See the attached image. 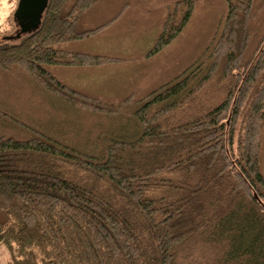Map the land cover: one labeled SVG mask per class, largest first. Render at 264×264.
Wrapping results in <instances>:
<instances>
[{
  "label": "trees",
  "instance_id": "trees-1",
  "mask_svg": "<svg viewBox=\"0 0 264 264\" xmlns=\"http://www.w3.org/2000/svg\"><path fill=\"white\" fill-rule=\"evenodd\" d=\"M99 1L47 0L36 28L0 43V75L21 72L62 106L25 108V95L19 113L0 104L7 264H264V0H222L224 19L193 62L119 101L50 70L125 61L65 48L126 8L80 28ZM195 6L170 4L146 57L179 36Z\"/></svg>",
  "mask_w": 264,
  "mask_h": 264
},
{
  "label": "rangeland",
  "instance_id": "rangeland-1",
  "mask_svg": "<svg viewBox=\"0 0 264 264\" xmlns=\"http://www.w3.org/2000/svg\"><path fill=\"white\" fill-rule=\"evenodd\" d=\"M17 0H0V43L3 35H12V13ZM175 0H101L82 16L80 28L94 27L112 17L126 3L122 15L108 28L87 39L66 44L65 48L90 51L125 58L124 64L101 73L105 83L102 88L112 91V99L119 101L128 89L138 88L135 96H141L167 82L191 62L210 43L224 19L226 6L222 0H196L193 14L179 36L165 49L152 57L145 54L152 46L167 15L168 7ZM11 26V27H10ZM7 31V32H6ZM18 39L6 41L13 44ZM25 95V108L36 103L45 109H56L47 98L36 93L32 83H24L22 73L12 70L0 75V104L13 108ZM30 98V102H28ZM30 103V104H28ZM78 115V114H77ZM85 114L80 113V117ZM79 117V116H78ZM9 131L12 130L8 129ZM21 136V135H20ZM261 169L264 174V136L261 154ZM9 253L0 246V264H7Z\"/></svg>",
  "mask_w": 264,
  "mask_h": 264
},
{
  "label": "crops",
  "instance_id": "crops-1",
  "mask_svg": "<svg viewBox=\"0 0 264 264\" xmlns=\"http://www.w3.org/2000/svg\"><path fill=\"white\" fill-rule=\"evenodd\" d=\"M122 62L89 67L55 65L50 67V70L65 85L80 91L83 94L98 98L112 99V91L102 88L105 83H103L104 78L101 76V73L107 69L119 68L121 64H124ZM137 91L138 88L132 90L128 89L123 98L130 94L135 95Z\"/></svg>",
  "mask_w": 264,
  "mask_h": 264
},
{
  "label": "flooded vegetation",
  "instance_id": "flooded-vegetation-1",
  "mask_svg": "<svg viewBox=\"0 0 264 264\" xmlns=\"http://www.w3.org/2000/svg\"><path fill=\"white\" fill-rule=\"evenodd\" d=\"M38 5L39 3L37 0H17L12 13L14 34L3 35L2 40L11 39L13 37L18 38L36 28L39 25L43 14V11L41 13L37 11ZM31 13L34 14L33 17L27 16Z\"/></svg>",
  "mask_w": 264,
  "mask_h": 264
},
{
  "label": "water",
  "instance_id": "water-1",
  "mask_svg": "<svg viewBox=\"0 0 264 264\" xmlns=\"http://www.w3.org/2000/svg\"><path fill=\"white\" fill-rule=\"evenodd\" d=\"M37 2L39 3V5H38V7H37V11L39 12V13H41L43 10H44V8H45V6H46V3H47V0H37ZM33 15L34 14H30V15H27V16H29V17H33ZM26 16V17H27Z\"/></svg>",
  "mask_w": 264,
  "mask_h": 264
}]
</instances>
